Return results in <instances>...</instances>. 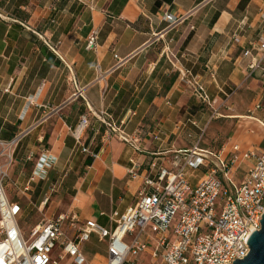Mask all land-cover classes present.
<instances>
[{
	"label": "crops",
	"instance_id": "1",
	"mask_svg": "<svg viewBox=\"0 0 264 264\" xmlns=\"http://www.w3.org/2000/svg\"><path fill=\"white\" fill-rule=\"evenodd\" d=\"M78 1L0 0V142L19 137L10 169L18 192H6L21 208L18 220L47 208L46 219L75 215L111 228V214L134 205L143 178L170 168L175 152L203 136L202 114L191 111L202 103L183 73L203 84L211 101L203 106L213 107L219 93L227 98L220 104L232 112L220 116L233 128L216 149L223 159L234 146L240 157L264 149V0ZM41 156L53 158L44 178L35 168ZM252 162L239 159L236 180ZM82 247L87 263L100 254L105 264L106 248L88 259ZM153 249L140 255L144 263Z\"/></svg>",
	"mask_w": 264,
	"mask_h": 264
},
{
	"label": "built area",
	"instance_id": "2",
	"mask_svg": "<svg viewBox=\"0 0 264 264\" xmlns=\"http://www.w3.org/2000/svg\"><path fill=\"white\" fill-rule=\"evenodd\" d=\"M164 18L171 20L170 15ZM96 36V32L88 36L86 48L94 47ZM258 43V51L264 55V37H259ZM250 54V50L243 53ZM258 67V63L251 66ZM180 80L200 103L211 104L199 80L185 73ZM86 123L82 117L80 126L85 127ZM258 123L264 129V108ZM119 138L131 143L122 133ZM201 138L189 149L175 152L170 168H160L152 177L145 176L134 205L122 214L113 212V226L109 229L93 220L80 224L75 215L58 214L40 222L25 237L18 224L21 208L7 198L3 186L6 173L0 169V264H57V259L89 264L81 247L92 237L105 243V264H147L140 255L147 252L150 244L154 249L148 253L149 264H232L244 259L249 252L248 238L260 229L264 213V149L240 157L234 146L223 159L220 151L201 148ZM18 142L19 137L0 142V157L3 151L11 150V159ZM239 159L253 162L238 181L233 168ZM52 164L51 157L38 158V177L44 178ZM200 171L204 175L192 183L191 179ZM129 174L136 176L132 169ZM55 248L56 258H50Z\"/></svg>",
	"mask_w": 264,
	"mask_h": 264
},
{
	"label": "rangeland",
	"instance_id": "3",
	"mask_svg": "<svg viewBox=\"0 0 264 264\" xmlns=\"http://www.w3.org/2000/svg\"><path fill=\"white\" fill-rule=\"evenodd\" d=\"M77 3H79L78 0H68L67 5L72 4L73 7H75ZM63 16L68 18L67 15H64V13ZM36 37L39 38L38 36ZM224 92L226 95L229 96L231 90L227 89V91L224 90ZM219 96L222 101L227 99L225 95H221L220 93ZM241 98H245V97L242 96ZM221 100H218V102L213 104V107L211 108L208 106H203L202 104L199 103L191 107V111L194 115L198 116L202 114L201 127H203V124H205L203 128L204 129L203 136L199 143V146L201 148H205L208 150L218 149L222 144L225 143L228 135L230 134L233 128V124H231L227 119H224L220 116L232 112V110L228 109L226 104L225 105L220 104ZM246 115H248V113H246ZM3 152L4 154L0 157V169L6 173V178L3 181V186L5 187L7 194L14 197L18 191L15 190L14 186L11 183L10 169L15 165L14 158L16 157V155L14 154L15 153L14 152L13 154H11V159H10L8 154L11 153V150H5ZM52 195H54V193ZM28 212L29 210H25L23 215H27ZM47 212H48L47 208H44L41 211L33 210L29 212L30 214L29 217H25L22 220L21 219L18 220V222L21 223L19 224V227L21 228V232L25 237H28L29 234L31 233L32 229L29 226L31 220H34L36 223L45 220L48 217L47 215L49 214V212L48 213ZM82 246L85 256L88 259L91 258L94 252L104 253L105 251V243L97 242L95 238H92L89 242L84 243ZM56 254H57V250L55 248L51 251L50 258H56ZM57 260H58L57 264H71L68 259H64V260L57 259ZM102 261L103 259L99 254L98 256H96L95 260L90 261L91 262L90 264H103Z\"/></svg>",
	"mask_w": 264,
	"mask_h": 264
},
{
	"label": "water",
	"instance_id": "4",
	"mask_svg": "<svg viewBox=\"0 0 264 264\" xmlns=\"http://www.w3.org/2000/svg\"><path fill=\"white\" fill-rule=\"evenodd\" d=\"M249 252L242 260L232 264H264V213L260 220V229L251 232L247 242Z\"/></svg>",
	"mask_w": 264,
	"mask_h": 264
},
{
	"label": "trees",
	"instance_id": "5",
	"mask_svg": "<svg viewBox=\"0 0 264 264\" xmlns=\"http://www.w3.org/2000/svg\"><path fill=\"white\" fill-rule=\"evenodd\" d=\"M20 1H22V0H20ZM164 1L170 2V0H164ZM160 2H161L160 0H157L155 2V6H158L160 4ZM67 3H68V0H59V4L63 5V7H65L67 5ZM16 4H17V2H16ZM16 6L18 7L19 5H16ZM39 48L41 49L42 52L47 51V48L41 43L39 44ZM9 140H11V138Z\"/></svg>",
	"mask_w": 264,
	"mask_h": 264
}]
</instances>
